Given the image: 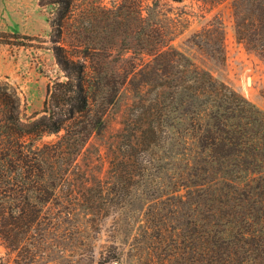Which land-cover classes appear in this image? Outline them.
<instances>
[{"label": "trees", "instance_id": "obj_1", "mask_svg": "<svg viewBox=\"0 0 264 264\" xmlns=\"http://www.w3.org/2000/svg\"><path fill=\"white\" fill-rule=\"evenodd\" d=\"M233 12L237 40L264 60V0ZM136 20L132 47L121 42L131 54L112 59L93 41L80 64L58 49L68 80L44 115L0 123L1 239L31 259L49 235L86 234L119 264H264V112ZM223 28L196 35L215 61Z\"/></svg>", "mask_w": 264, "mask_h": 264}, {"label": "rangeland", "instance_id": "obj_2", "mask_svg": "<svg viewBox=\"0 0 264 264\" xmlns=\"http://www.w3.org/2000/svg\"><path fill=\"white\" fill-rule=\"evenodd\" d=\"M234 1L42 0L43 19L52 28L46 37L29 40L0 33L2 46L10 45L5 50L18 53L16 59L10 60L11 63L18 64L16 72L0 76V123L10 113L19 118L22 124L33 122L44 115L50 89L57 83L68 80L66 72L58 62V49L62 48L63 54L69 60L80 64H85V43L93 41L100 49V54H111L112 59L119 58L122 54H131L128 47L121 46V42L126 41L132 47L138 12L146 20V26L156 24L171 32V44L185 53L196 66L209 71L217 81L229 85L264 112V60L237 40L234 29ZM118 14L121 16L117 17ZM215 19L224 24V61H215L197 44L200 39L196 35L207 29ZM6 21L4 17L0 18V22ZM112 26H120L121 36L116 38V46L106 48L104 45H107L105 43L113 34L110 32ZM85 28L89 30L88 33ZM116 123L117 121L114 123L115 128L118 127ZM0 139L5 138L1 136ZM54 139L56 136L46 137L43 141ZM79 237L76 238L77 241H71L68 237L49 235L41 254L34 259L26 256L25 251L18 257L17 253L7 248L0 237V264L117 262L113 260L112 253L103 249L104 236L96 237L92 245L86 234Z\"/></svg>", "mask_w": 264, "mask_h": 264}, {"label": "crops", "instance_id": "obj_3", "mask_svg": "<svg viewBox=\"0 0 264 264\" xmlns=\"http://www.w3.org/2000/svg\"><path fill=\"white\" fill-rule=\"evenodd\" d=\"M1 17L7 21L0 22V33L12 36L35 40L46 37L52 29L51 24L43 19L42 0H0ZM2 45L0 43V76H5L18 69V64L10 62L11 58L18 57V53L5 50L10 48L9 44Z\"/></svg>", "mask_w": 264, "mask_h": 264}, {"label": "water", "instance_id": "obj_4", "mask_svg": "<svg viewBox=\"0 0 264 264\" xmlns=\"http://www.w3.org/2000/svg\"><path fill=\"white\" fill-rule=\"evenodd\" d=\"M115 264H119V262H116Z\"/></svg>", "mask_w": 264, "mask_h": 264}]
</instances>
